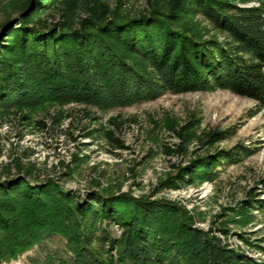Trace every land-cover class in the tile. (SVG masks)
I'll use <instances>...</instances> for the list:
<instances>
[{
	"label": "trees",
	"instance_id": "1",
	"mask_svg": "<svg viewBox=\"0 0 264 264\" xmlns=\"http://www.w3.org/2000/svg\"><path fill=\"white\" fill-rule=\"evenodd\" d=\"M8 1L0 20L2 117L50 103L106 111L168 92L230 91L264 106V0H163L139 14L117 0ZM182 130L185 142L212 147L228 132ZM254 153L214 149L191 158L182 174L211 179L224 163ZM38 177L21 168L0 177V264L51 235L65 239L71 256L32 264H258L170 200L109 190L83 197Z\"/></svg>",
	"mask_w": 264,
	"mask_h": 264
},
{
	"label": "rangeland",
	"instance_id": "2",
	"mask_svg": "<svg viewBox=\"0 0 264 264\" xmlns=\"http://www.w3.org/2000/svg\"><path fill=\"white\" fill-rule=\"evenodd\" d=\"M118 1L133 14L149 12L152 2L163 6V0ZM8 5V0H0V20ZM190 19L209 24L201 17ZM22 112L0 116V177L21 168L30 179L52 177L83 197L109 190L164 198L186 208L198 227L264 264V106L257 101L223 90L168 92L153 101L106 111L50 103ZM25 112L29 117L23 119ZM189 126L202 136L228 132L214 147L189 144L181 136ZM214 149L255 153L238 163H224L211 179L183 176L191 158ZM71 169L75 173L66 175ZM109 230L119 233L114 225ZM48 255L71 256L62 236L51 235L3 264H32Z\"/></svg>",
	"mask_w": 264,
	"mask_h": 264
}]
</instances>
